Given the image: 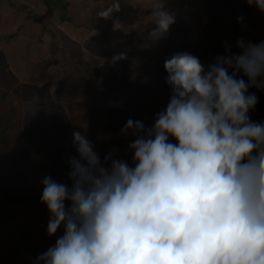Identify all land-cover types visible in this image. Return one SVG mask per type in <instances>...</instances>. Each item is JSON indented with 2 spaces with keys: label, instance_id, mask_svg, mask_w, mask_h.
<instances>
[{
  "label": "clouds",
  "instance_id": "clouds-1",
  "mask_svg": "<svg viewBox=\"0 0 264 264\" xmlns=\"http://www.w3.org/2000/svg\"><path fill=\"white\" fill-rule=\"evenodd\" d=\"M122 2L104 0L96 17ZM245 3L264 14V0ZM175 22L154 0L150 39ZM223 48L208 65L187 51L164 60L166 107L150 126L128 119L122 129L135 137L130 162L101 158L86 128L72 133L70 183L40 181L46 234H62L33 264H264V121L250 116L264 92V40Z\"/></svg>",
  "mask_w": 264,
  "mask_h": 264
},
{
  "label": "rangeland",
  "instance_id": "rangeland-1",
  "mask_svg": "<svg viewBox=\"0 0 264 264\" xmlns=\"http://www.w3.org/2000/svg\"><path fill=\"white\" fill-rule=\"evenodd\" d=\"M63 2L64 9L43 0H0V90L19 99L17 134L23 136L14 159L0 158V264H33L62 234L60 229L52 237L46 234L48 212L40 203V181L50 175L70 183L66 161L76 155L74 131L86 128L101 158L113 152L130 162L127 146L135 137L122 133L126 121L139 119L150 126L169 98V86L151 68L152 54L140 43L144 36L150 39L153 25L146 23L150 13L145 11H151L154 0H124L120 16L112 20L95 15L104 0ZM206 3L165 0L176 22L162 40L200 39L210 20ZM131 32L140 57L113 62L126 50ZM79 59L106 79L84 70ZM46 100L50 104L38 105Z\"/></svg>",
  "mask_w": 264,
  "mask_h": 264
},
{
  "label": "trees",
  "instance_id": "trees-1",
  "mask_svg": "<svg viewBox=\"0 0 264 264\" xmlns=\"http://www.w3.org/2000/svg\"><path fill=\"white\" fill-rule=\"evenodd\" d=\"M48 6L57 7L62 4L64 9L65 3L63 0H43ZM230 0H207L205 9L210 17L208 25L204 28V35L197 41L190 42L183 40L176 42L173 40H162L160 43H156L144 36V39L140 41L143 49L146 53H151L152 57L149 58V65L156 72L157 76L164 80L167 75L164 68L163 62L166 58H169L171 54L187 51L197 56L201 63L208 65L211 63L214 56L222 54L224 51L223 44L227 41L234 52L238 51L235 48V41L237 38H243L252 42H259L264 40V14H261L254 6L249 7L245 3V0H235L237 4H228ZM210 4L212 7L210 8ZM170 6H166L169 9ZM214 7V9H213ZM151 11H145L150 13ZM119 15L114 13L113 16ZM243 16L244 20L241 24L236 22L237 16ZM122 18V16H121ZM112 20V18H110ZM128 19V17H127ZM126 20V19H125ZM242 25L244 27H242ZM134 32L126 35L124 42L126 50H120V53L127 56H139L136 52L134 43L136 39L133 37ZM156 47V48H155ZM84 70L92 73L96 78L100 77L105 80L102 72L98 69L90 66L88 63L83 62L81 59L78 60ZM249 91L255 92L256 90L250 89ZM259 101L255 108L250 113L253 120L264 121V92L256 93ZM20 101L18 98L11 97L7 92L0 90V158L7 157L14 159L16 152L19 149V141L23 140V136L17 134L20 127ZM50 104V100L39 101V106ZM22 132V131H21ZM17 149V150H16ZM66 147L64 146V152ZM20 174V173H19ZM12 189L17 190L18 187L12 184Z\"/></svg>",
  "mask_w": 264,
  "mask_h": 264
}]
</instances>
